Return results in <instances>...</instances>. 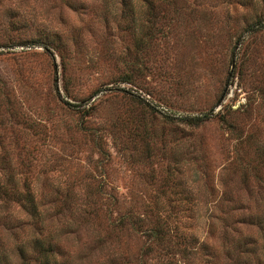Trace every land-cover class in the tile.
Returning <instances> with one entry per match:
<instances>
[{
  "label": "rangeland",
  "instance_id": "374dc122",
  "mask_svg": "<svg viewBox=\"0 0 264 264\" xmlns=\"http://www.w3.org/2000/svg\"><path fill=\"white\" fill-rule=\"evenodd\" d=\"M260 220L264 0H0V264H264Z\"/></svg>",
  "mask_w": 264,
  "mask_h": 264
},
{
  "label": "trees",
  "instance_id": "16d2710c",
  "mask_svg": "<svg viewBox=\"0 0 264 264\" xmlns=\"http://www.w3.org/2000/svg\"><path fill=\"white\" fill-rule=\"evenodd\" d=\"M263 26V23H255L251 25L248 30L252 31H257L261 29ZM68 105L72 107H78L76 104H70L67 103ZM207 116L204 115L203 117H186L183 118L182 120L186 121L187 123L191 124H198L199 122H202ZM21 197V198H20ZM19 199L21 201H24L22 203V206L27 210V212L34 216L37 213V208L35 203L32 201V197L28 194H20ZM123 220H118V224H121ZM259 226L261 229L264 231V221L260 220ZM42 233V230L40 231V234ZM148 236L154 240V242H158L161 240V236L159 234V231L156 230H150L148 233ZM16 253L19 257L20 263L21 264H65V263H60V261L56 260L55 256L58 254V248L54 241L50 240L49 237L43 236V235H38L33 237L32 239L29 240V242H22L17 244L15 247ZM5 262V259L2 258L0 259ZM7 264V263H5Z\"/></svg>",
  "mask_w": 264,
  "mask_h": 264
}]
</instances>
